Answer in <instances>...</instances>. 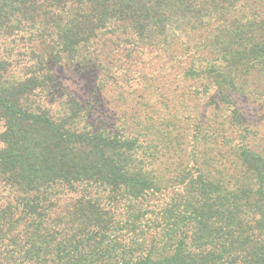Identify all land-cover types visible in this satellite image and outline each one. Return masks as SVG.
Masks as SVG:
<instances>
[{"label":"trees","instance_id":"1","mask_svg":"<svg viewBox=\"0 0 264 264\" xmlns=\"http://www.w3.org/2000/svg\"><path fill=\"white\" fill-rule=\"evenodd\" d=\"M0 264H264V0H0Z\"/></svg>","mask_w":264,"mask_h":264},{"label":"rangeland","instance_id":"2","mask_svg":"<svg viewBox=\"0 0 264 264\" xmlns=\"http://www.w3.org/2000/svg\"><path fill=\"white\" fill-rule=\"evenodd\" d=\"M128 92H130V90H129ZM129 97H130V96H129ZM127 103H128V104L126 105V109H128V107L130 106V104H129L130 102L127 101ZM123 105H124L123 101H122V102L120 101V106L123 107Z\"/></svg>","mask_w":264,"mask_h":264}]
</instances>
